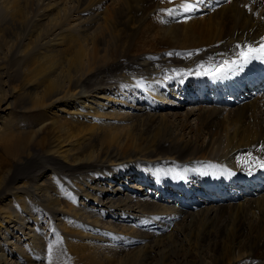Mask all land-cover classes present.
I'll use <instances>...</instances> for the list:
<instances>
[{"label": "bare ground", "instance_id": "obj_1", "mask_svg": "<svg viewBox=\"0 0 264 264\" xmlns=\"http://www.w3.org/2000/svg\"><path fill=\"white\" fill-rule=\"evenodd\" d=\"M191 2L0 0V264H264V0Z\"/></svg>", "mask_w": 264, "mask_h": 264}, {"label": "snow or ice", "instance_id": "obj_2", "mask_svg": "<svg viewBox=\"0 0 264 264\" xmlns=\"http://www.w3.org/2000/svg\"><path fill=\"white\" fill-rule=\"evenodd\" d=\"M163 2L164 0H161V3ZM171 2L172 0H169V3ZM229 2H231V0H229ZM204 3L205 0H193V2L191 3H182L179 9H161V11H164L167 13V15L175 18L180 15H184L185 13L193 12L195 9L199 8L200 5ZM189 18L191 17L185 16V19ZM236 49L239 50L236 53L238 59L232 60L231 62L227 60H222L220 65L214 71L211 72L212 75L222 77L228 75L233 70L240 71L243 69L244 65L248 64L253 59L261 60L262 62H264V38H261V41L258 43V46H253L251 44L242 46L240 44H237ZM203 68H205V65H198V69ZM255 150L259 152H264V144L258 146ZM249 157L254 160L260 168H264V158L252 157L251 152H249Z\"/></svg>", "mask_w": 264, "mask_h": 264}, {"label": "rangeland", "instance_id": "obj_3", "mask_svg": "<svg viewBox=\"0 0 264 264\" xmlns=\"http://www.w3.org/2000/svg\"><path fill=\"white\" fill-rule=\"evenodd\" d=\"M161 18H162L163 20H165L164 17H161ZM11 85H12V83H11L10 81H8V82L5 83V85L3 86L4 89L6 90L5 95L7 96V97L5 96L6 98L4 97L5 99H9L10 96H11V95H10V92H9V90H8V88H9ZM15 111H16V110L13 109V112H11V113H7V114H10V116L8 117V120H10V121L14 120V117H12L13 115L11 116V114L14 113ZM7 114H6V115H7ZM2 115H4V114H2ZM6 115H4V116L7 117ZM10 118H11V119H10ZM1 149H2V142L0 141V152H1ZM3 174H4V172H2V175H3ZM52 185H54V186H52V187H53V189H55V184H52ZM83 203L85 204V206H87V207L89 206V205L86 204L85 202H83Z\"/></svg>", "mask_w": 264, "mask_h": 264}]
</instances>
